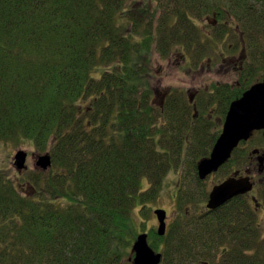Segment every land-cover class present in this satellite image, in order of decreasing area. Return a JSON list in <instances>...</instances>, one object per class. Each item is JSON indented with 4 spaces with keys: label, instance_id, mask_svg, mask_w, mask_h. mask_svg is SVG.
I'll list each match as a JSON object with an SVG mask.
<instances>
[{
    "label": "trees",
    "instance_id": "1",
    "mask_svg": "<svg viewBox=\"0 0 264 264\" xmlns=\"http://www.w3.org/2000/svg\"><path fill=\"white\" fill-rule=\"evenodd\" d=\"M227 30L254 39L238 82L211 87L224 120L262 79L264 0H0V145L52 157L29 193L0 171V264H123L143 233L161 264H264V188L262 204L238 196L210 211L197 174L198 201L178 197L167 233L146 226L184 153L207 158L219 137L180 90L155 102L154 55L196 67ZM248 142L228 176L247 169Z\"/></svg>",
    "mask_w": 264,
    "mask_h": 264
},
{
    "label": "rangeland",
    "instance_id": "2",
    "mask_svg": "<svg viewBox=\"0 0 264 264\" xmlns=\"http://www.w3.org/2000/svg\"><path fill=\"white\" fill-rule=\"evenodd\" d=\"M235 28V26H234ZM239 30L236 34L233 31L228 33L226 31V37L219 41L218 46L215 51L211 50L209 54L203 59L202 62L196 67L190 66L189 60L185 61L178 54H173L167 58H162L158 54L154 55L153 58V70L155 71V90L156 98L155 102L159 105L164 101L165 96L173 89L180 90L186 97L190 99L192 104L196 103L199 105L198 123L201 125L204 124V121L207 118H210L214 123H217V127H210V133L220 136L224 123L223 110L224 106L212 96V85L219 83H226L233 85L239 80V72L242 67V58L245 55H248L249 49L247 50L248 41H253L251 35L247 39L240 37ZM247 50V53L243 50V46ZM264 51V47H263ZM258 57L262 58L261 53ZM248 57V56H247ZM246 57V58H247ZM245 58V59H246ZM244 62V60H243ZM262 75V71H261ZM263 80V75L262 79ZM215 99V100H214ZM195 108L193 106V113ZM220 132V133H219ZM262 134V133H261ZM262 135H257L252 137V143L247 144V149L251 153L253 149L259 148L264 152V141L262 140ZM219 138V137H218ZM217 138V139H218ZM264 138V137H263ZM24 150L28 152L27 159V168L22 172H19L14 165L15 155L17 151ZM46 153L39 151L35 146L22 143H8L0 145V171H3L11 179L16 181V183L22 184L21 191L24 193H29V185L24 183L31 173L41 170L37 166L38 157ZM200 159V158H199ZM199 159H195V154L193 151H186L183 155L182 162L178 165L177 169L172 170L166 178L164 189L160 193L158 200L153 203V209L151 214L146 220L147 229L155 228L158 230V220L154 213L155 209H165L168 213V225L171 220L174 218L175 212L178 210V200L181 197L183 201H187L190 197H187L188 194H194V201H198L199 194L197 196V174L194 170V165L198 164ZM195 163V164H194ZM253 170L254 178L259 181L263 176L258 175V160L257 156L252 155V158L249 159L243 165V168ZM237 166H234V163L226 169H221L206 179L203 180L205 187L209 188L211 191L215 184L223 181L228 173L232 170H235ZM246 170V169H245ZM47 171V170H46ZM244 171V170H243ZM196 173V174H195ZM260 188L257 187V190L254 193H251L248 196V200L251 202V198L256 196L261 201L260 198ZM259 194V195H258ZM177 195V196H176ZM258 195V196H257ZM179 197V198H178ZM206 202L203 204V207L206 206ZM193 208V204L189 205ZM258 222L263 228L264 234V203L257 208ZM134 252L131 250V255L126 259L123 264H133Z\"/></svg>",
    "mask_w": 264,
    "mask_h": 264
},
{
    "label": "water",
    "instance_id": "3",
    "mask_svg": "<svg viewBox=\"0 0 264 264\" xmlns=\"http://www.w3.org/2000/svg\"><path fill=\"white\" fill-rule=\"evenodd\" d=\"M263 131L264 135V79L252 85L241 98L233 101L223 124L222 133L217 139L209 157L202 159L197 166L198 176L201 180L217 172L232 157L233 152L243 141H248L254 132ZM259 150H254L258 154ZM28 152L17 151L14 165L19 172L27 168ZM260 168L264 166V154L259 155ZM37 166L43 171L52 166V157L46 153L38 157ZM247 176H239L235 173L224 182L215 185L210 194L207 208L210 211L217 210L232 199L251 192L254 184L250 173ZM158 220V234L164 236L167 233L168 214L165 209L154 211ZM147 233L138 236L133 245L134 264H161L162 253L156 252L149 244Z\"/></svg>",
    "mask_w": 264,
    "mask_h": 264
},
{
    "label": "flooded vegetation",
    "instance_id": "4",
    "mask_svg": "<svg viewBox=\"0 0 264 264\" xmlns=\"http://www.w3.org/2000/svg\"><path fill=\"white\" fill-rule=\"evenodd\" d=\"M260 82V81H259ZM257 150H260V149H258V148H256ZM250 154H252V152L250 153ZM262 154H264V152H262L261 150H260V152L258 153V154H252V155H254V156H257V160H258V157H259V155H262ZM239 173V176L240 177H242V176H247L248 175V173L247 172H249L250 174V177H251V181L253 182V184H254V188H253V190L251 191V192H249V193H247V194H245V195H242V196H244V197H246V198H248V196L251 194V193H254L256 190H257V187L258 188H260V190H261V188H264L263 186V184H264V166L262 167V168H260V165H259V163H258V175L259 176H263V178H260L259 179V181H257L255 178H254V176L252 175L253 174V170L251 169H246V170H244V171H234L233 173H231V175L230 176H228V177H226L223 181H221V182H219V183H222V182H224L226 179H228L229 177H231V176H233L235 173ZM219 183H217V184H219ZM217 184H215V185H217ZM214 185V186H215ZM261 192V191H260ZM260 192H259V194H260ZM258 194V195H259ZM257 195V196H258ZM250 201V200H249ZM251 202L252 203H257V197L256 196H254V197H252L251 198ZM207 203H208V200H207V202H206V207H207ZM132 263L134 264V262L132 261Z\"/></svg>",
    "mask_w": 264,
    "mask_h": 264
}]
</instances>
